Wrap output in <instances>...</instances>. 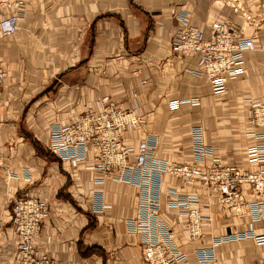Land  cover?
<instances>
[{"label":"crops","instance_id":"obj_1","mask_svg":"<svg viewBox=\"0 0 264 264\" xmlns=\"http://www.w3.org/2000/svg\"><path fill=\"white\" fill-rule=\"evenodd\" d=\"M20 11L17 30L0 34L5 70L0 84V264L15 262L16 237L8 215L11 202L22 195L48 204L34 247L53 264H144L140 237L126 226L138 214V188L97 182L90 160L73 164L38 154L34 143L45 153L50 123H69L106 96L121 109L137 105L140 122L123 132L124 141L134 144L153 136L155 157L167 162H193L189 128L195 114L200 112L207 127L217 110V127L205 133V141L219 148L223 163L252 169L246 150L264 144V128L247 120L248 100H258L264 86V0H23ZM180 12L190 14L205 38L213 22L254 38L256 48L244 53V72L227 82L224 92L214 94L206 78L195 74L197 56L171 50ZM179 100L189 101L170 107ZM161 181V217L172 228L174 243L192 260L195 249L211 238L188 239L178 210L166 209V190L194 192L202 200L206 190L167 172ZM242 189L247 201H264V194ZM95 193H101L107 211L91 210ZM210 201L217 215L213 235L248 228V216L221 212L216 194ZM255 227L264 231V219ZM215 257V264L253 263L264 258V247L251 239L234 241L217 246Z\"/></svg>","mask_w":264,"mask_h":264},{"label":"built area","instance_id":"obj_2","mask_svg":"<svg viewBox=\"0 0 264 264\" xmlns=\"http://www.w3.org/2000/svg\"><path fill=\"white\" fill-rule=\"evenodd\" d=\"M23 0H0V34L12 35L18 27ZM1 9L7 10L6 14ZM177 28L171 36V50L178 56H197L198 70L214 94L226 90L227 82L236 80L244 72V53L256 48L253 37H240L221 22L210 25L211 36L205 38L199 26L191 22L190 14L176 15ZM5 70L0 64V84ZM179 100L170 104L178 107ZM248 123L264 128V86L258 100H248ZM140 122L136 103L131 109L118 108L108 97L97 100L95 107H85L71 122H52L48 126L45 147L60 160L73 164L90 160L88 165L98 173L97 182L112 180L138 188V214L127 219L129 232L138 234L141 261L144 264H215V248L234 241L251 239L264 247V231L256 232L255 224L264 219V201H247L242 187L247 186L255 195L264 194V144L247 148L246 157L252 169L222 162L218 147L208 144L200 125L189 128L192 144V163L167 162L155 157L157 140L148 136L134 144L124 141L123 132ZM262 137V135H257ZM92 153V155L90 154ZM90 158V159H89ZM210 160V163H206ZM170 173L183 180L201 184L206 190L205 199L197 193L166 190V209H177L184 220L190 241L202 240L209 234L207 245L195 249L191 260L173 241V230L161 217V175ZM217 195L220 211L232 216L249 217L248 228L221 236L213 235V210L210 198ZM101 193H95L91 210L105 212ZM44 199L22 195L10 205L8 222L16 237L14 264H53L45 255H39L34 241L48 216ZM248 264H264V258Z\"/></svg>","mask_w":264,"mask_h":264},{"label":"rangeland","instance_id":"obj_3","mask_svg":"<svg viewBox=\"0 0 264 264\" xmlns=\"http://www.w3.org/2000/svg\"><path fill=\"white\" fill-rule=\"evenodd\" d=\"M216 113H217V110L213 112L212 116H210L211 117L210 124L207 127L203 126V122H202V118H201L200 112L199 113L197 112V114H195V119L193 121H195L194 122L195 124H198V125H200L202 127V129L204 130V135L208 131H213L214 127H217V120L218 119L216 117L217 116ZM215 215L216 214L213 213L214 218H215ZM214 224H215V222H213V225ZM213 233H214V228H213Z\"/></svg>","mask_w":264,"mask_h":264},{"label":"trees","instance_id":"obj_4","mask_svg":"<svg viewBox=\"0 0 264 264\" xmlns=\"http://www.w3.org/2000/svg\"><path fill=\"white\" fill-rule=\"evenodd\" d=\"M34 147H35V149H36V152L38 153V154H42V155H46V154H49V155H52L47 149H46V151H45V153L44 152H40L39 150H40V148H38L39 146H37L36 145V143H34Z\"/></svg>","mask_w":264,"mask_h":264},{"label":"bare ground","instance_id":"obj_5","mask_svg":"<svg viewBox=\"0 0 264 264\" xmlns=\"http://www.w3.org/2000/svg\"><path fill=\"white\" fill-rule=\"evenodd\" d=\"M255 231H256V228H255Z\"/></svg>","mask_w":264,"mask_h":264}]
</instances>
